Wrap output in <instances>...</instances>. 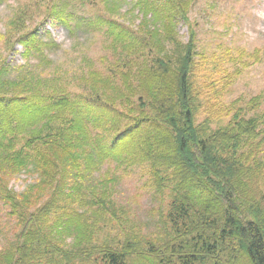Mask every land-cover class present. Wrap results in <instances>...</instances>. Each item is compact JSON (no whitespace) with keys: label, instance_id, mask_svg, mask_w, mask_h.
Returning <instances> with one entry per match:
<instances>
[{"label":"trees","instance_id":"obj_1","mask_svg":"<svg viewBox=\"0 0 264 264\" xmlns=\"http://www.w3.org/2000/svg\"><path fill=\"white\" fill-rule=\"evenodd\" d=\"M37 1L1 37L0 202L20 231L0 264H264V96L216 130L197 123L196 31H178L195 0H102L88 19L89 0ZM48 24L99 33L114 64L85 55L69 91ZM18 43L32 77L8 63ZM138 167L164 200L150 234L113 197V173ZM23 173L35 180L18 194Z\"/></svg>","mask_w":264,"mask_h":264},{"label":"rangeland","instance_id":"obj_2","mask_svg":"<svg viewBox=\"0 0 264 264\" xmlns=\"http://www.w3.org/2000/svg\"><path fill=\"white\" fill-rule=\"evenodd\" d=\"M128 1L132 3L134 0ZM89 2L90 5L78 3V14L86 19L103 14L102 0ZM30 3L33 8L38 5L37 0H8L0 6V46L4 44L1 37L10 18L17 9ZM40 8H37L39 13ZM139 23L136 21V25ZM191 27L196 31L198 53L195 84L202 99L197 123L203 124L209 119L212 129L216 130L225 126L237 110L248 111L252 99L264 96V0H195L189 12V21L183 20L178 26L180 38L186 44L190 42ZM47 30L60 46L54 59L59 65L60 77L69 78L66 85L69 91L75 93L80 89L81 82L78 78L74 80L73 76L85 55L93 59L95 68L104 72L114 64L112 54L107 53L108 44L99 33L87 35L79 30L71 37L64 28L51 24H48ZM8 63L16 69L25 67L21 74L27 77L39 72L35 60L27 62L23 57V48L19 43L9 53ZM263 108L264 105L254 113L263 112ZM262 148L259 158L264 161V145ZM112 166L105 165L102 174L112 170ZM123 171L113 173L120 177V182L116 181L117 191L113 197H116L120 207H125L123 210L126 209L130 218L143 225V233L150 234L156 229L155 222L164 200L154 186L150 168ZM33 180V175L28 173L17 175L10 181V189L22 194ZM15 220L9 216L8 207L0 202V251L18 240L20 227Z\"/></svg>","mask_w":264,"mask_h":264}]
</instances>
